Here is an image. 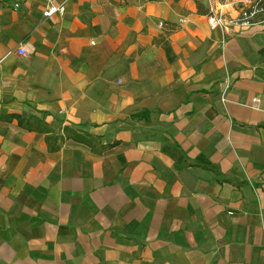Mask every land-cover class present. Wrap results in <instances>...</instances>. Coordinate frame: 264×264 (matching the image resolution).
I'll return each instance as SVG.
<instances>
[{
    "label": "crops",
    "instance_id": "crops-1",
    "mask_svg": "<svg viewBox=\"0 0 264 264\" xmlns=\"http://www.w3.org/2000/svg\"><path fill=\"white\" fill-rule=\"evenodd\" d=\"M225 2L0 0V264H264V27Z\"/></svg>",
    "mask_w": 264,
    "mask_h": 264
},
{
    "label": "built area",
    "instance_id": "built-area-1",
    "mask_svg": "<svg viewBox=\"0 0 264 264\" xmlns=\"http://www.w3.org/2000/svg\"><path fill=\"white\" fill-rule=\"evenodd\" d=\"M63 11L64 8L50 6L44 15L50 17ZM207 19L211 29L219 30L225 35L264 27V0H230L221 4L220 7L212 8ZM160 26L164 25L161 23ZM17 54L20 57L28 56V52L23 47L17 50Z\"/></svg>",
    "mask_w": 264,
    "mask_h": 264
},
{
    "label": "trees",
    "instance_id": "trees-1",
    "mask_svg": "<svg viewBox=\"0 0 264 264\" xmlns=\"http://www.w3.org/2000/svg\"><path fill=\"white\" fill-rule=\"evenodd\" d=\"M21 123L25 126V127H27L26 126V124H25V122H23V121H21ZM28 129H30L29 127H27ZM45 132H46V130H44ZM67 138H69V137H67ZM79 140H81V141H87L86 139H79ZM50 141V138L48 137V142ZM63 141H64V139H63ZM49 144H50V142H49ZM60 148V146H53V147H51V150L52 151H56V150H58Z\"/></svg>",
    "mask_w": 264,
    "mask_h": 264
}]
</instances>
